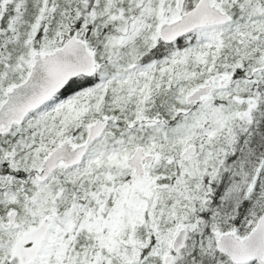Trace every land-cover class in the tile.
<instances>
[{"label": "snow or ice", "instance_id": "snow-or-ice-1", "mask_svg": "<svg viewBox=\"0 0 264 264\" xmlns=\"http://www.w3.org/2000/svg\"><path fill=\"white\" fill-rule=\"evenodd\" d=\"M0 264H264V0H0Z\"/></svg>", "mask_w": 264, "mask_h": 264}]
</instances>
